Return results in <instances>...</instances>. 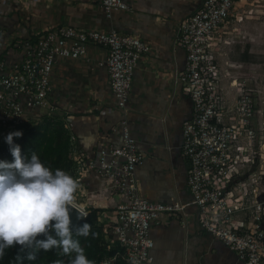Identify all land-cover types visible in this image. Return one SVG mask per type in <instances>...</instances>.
<instances>
[{
    "label": "built area",
    "instance_id": "1",
    "mask_svg": "<svg viewBox=\"0 0 264 264\" xmlns=\"http://www.w3.org/2000/svg\"><path fill=\"white\" fill-rule=\"evenodd\" d=\"M246 1L202 0L196 11L178 22L175 40L186 53V67L176 74L175 84L184 88L193 105L191 118L182 124L181 150L189 166L187 185L191 203L200 212V226L234 251L241 264H264V135L259 89L248 78L236 77L242 66H234L220 52L224 23ZM100 2L108 18L115 11H134L125 0ZM0 34H4L2 28ZM89 45L106 51L104 64L120 112L112 130L120 141L100 146L92 156L72 149L75 193L78 197L85 191L81 184L91 172L106 181L115 204L104 220L111 225L109 234L118 249L98 264H149L152 226L161 223L164 213L181 211L184 205L149 199L136 176L146 158L131 129L128 104L134 72L151 49L143 37L115 28L64 26L38 39L16 42L19 58L11 63L0 58V143L27 122L35 124L45 115H69L52 99L53 67L61 57H84ZM76 207L89 216L85 205Z\"/></svg>",
    "mask_w": 264,
    "mask_h": 264
},
{
    "label": "crops",
    "instance_id": "2",
    "mask_svg": "<svg viewBox=\"0 0 264 264\" xmlns=\"http://www.w3.org/2000/svg\"><path fill=\"white\" fill-rule=\"evenodd\" d=\"M125 1L134 11H115L108 18L100 0H0V28L4 32L0 34V58L11 63L20 56V51L14 50L16 42L38 39L64 26L105 31L115 28L143 37L151 49L134 72L128 104L131 129L146 158L136 176L149 199L184 205L181 211L164 213L161 223L152 226L153 260L149 264H241L234 251L201 228L187 185L189 166L181 150L182 124L191 118L193 105L184 88L175 84L176 74L186 67V53L175 40L176 26L196 11L202 0ZM225 56L242 64L241 68L249 67L244 60ZM105 58L104 49L89 45L84 57H61L53 67L51 96L69 115L47 117L64 124L70 136V152L77 148L92 156L100 146L120 141L112 130L120 112L109 85ZM81 188L85 191L78 197L74 193V205H85L90 211L88 217L95 215L96 224L104 230L101 246L112 252L98 260L112 256L118 247L104 215L111 214L115 204L106 181L90 172Z\"/></svg>",
    "mask_w": 264,
    "mask_h": 264
},
{
    "label": "clouds",
    "instance_id": "3",
    "mask_svg": "<svg viewBox=\"0 0 264 264\" xmlns=\"http://www.w3.org/2000/svg\"><path fill=\"white\" fill-rule=\"evenodd\" d=\"M22 135L21 131L8 133L6 142L14 161H0V258L6 249L18 244L21 252L15 260L19 264L25 259L35 260L39 249L53 248L62 249L65 255L75 253L70 264H95L87 258L79 241L73 239L70 228L69 206L78 210V219L88 216L86 211L74 206L77 182L61 169L53 172L35 152L30 159L22 157L20 146L13 143V137ZM90 232L89 223L75 230L76 235L85 237ZM40 235L46 239H37ZM28 249L31 251L25 257L22 253ZM54 264L64 262L56 260Z\"/></svg>",
    "mask_w": 264,
    "mask_h": 264
},
{
    "label": "trees",
    "instance_id": "4",
    "mask_svg": "<svg viewBox=\"0 0 264 264\" xmlns=\"http://www.w3.org/2000/svg\"><path fill=\"white\" fill-rule=\"evenodd\" d=\"M18 131H21L23 135L21 137H13V143L18 144L21 149L22 157L26 159L31 158L32 152H35L40 158L41 162L49 167L53 172L56 169L65 171L70 176L71 173V152H70V136L67 133L64 124L57 119H48L47 115L35 124L25 123L23 126H19ZM0 161L13 162L14 157L10 151V146L7 142L0 143ZM95 216V215H94ZM88 217L86 222L91 224L90 234L85 236H78L73 233V239L79 241L81 247L85 250V255L88 259L95 261L98 264V257L104 254H112L107 252L101 246L104 238V230L96 224L95 217ZM91 233H96L93 236ZM53 235V233H51ZM37 239H46L45 236L40 235ZM26 250L22 253L25 257L27 255ZM21 252V246L15 245L14 247L5 250L3 258H0V264H19L15 260L18 253ZM75 253L65 255L60 248H53L50 251H44L39 249L36 251L35 260L23 261V264H54L56 260H61L64 264H70V259L74 258Z\"/></svg>",
    "mask_w": 264,
    "mask_h": 264
},
{
    "label": "rangeland",
    "instance_id": "5",
    "mask_svg": "<svg viewBox=\"0 0 264 264\" xmlns=\"http://www.w3.org/2000/svg\"><path fill=\"white\" fill-rule=\"evenodd\" d=\"M220 37L223 40L220 52L229 54L233 60H244L249 65H245L235 76L248 78L252 87L259 89L258 108L262 111L261 124L264 135V0H247L241 3L224 23ZM231 63L234 66H242Z\"/></svg>",
    "mask_w": 264,
    "mask_h": 264
},
{
    "label": "water",
    "instance_id": "6",
    "mask_svg": "<svg viewBox=\"0 0 264 264\" xmlns=\"http://www.w3.org/2000/svg\"><path fill=\"white\" fill-rule=\"evenodd\" d=\"M69 207H70L69 215H70V220H71L70 228L73 232H75L76 228L82 227L83 224L86 223V219L85 218H79L78 219V210L75 208H71V206H69ZM199 218H200V212H199V210H197L198 221H199Z\"/></svg>",
    "mask_w": 264,
    "mask_h": 264
},
{
    "label": "bare ground",
    "instance_id": "7",
    "mask_svg": "<svg viewBox=\"0 0 264 264\" xmlns=\"http://www.w3.org/2000/svg\"><path fill=\"white\" fill-rule=\"evenodd\" d=\"M235 82V84L237 83L236 81H234Z\"/></svg>",
    "mask_w": 264,
    "mask_h": 264
}]
</instances>
